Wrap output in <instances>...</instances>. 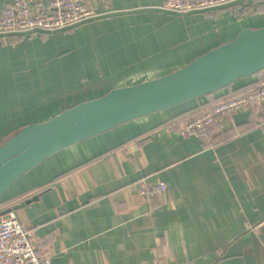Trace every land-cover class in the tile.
<instances>
[{"label": "crops", "instance_id": "obj_1", "mask_svg": "<svg viewBox=\"0 0 264 264\" xmlns=\"http://www.w3.org/2000/svg\"><path fill=\"white\" fill-rule=\"evenodd\" d=\"M85 2L97 16L73 29L0 38V143L264 25V0L186 14L164 0ZM263 80L264 71L55 153L7 191L0 213L30 200L11 213L51 264H264V110L236 112L205 137L179 135L199 109ZM157 181L164 194L138 195Z\"/></svg>", "mask_w": 264, "mask_h": 264}, {"label": "water", "instance_id": "obj_2", "mask_svg": "<svg viewBox=\"0 0 264 264\" xmlns=\"http://www.w3.org/2000/svg\"><path fill=\"white\" fill-rule=\"evenodd\" d=\"M262 71L264 25L242 27L232 40L168 74L112 88L46 121L27 124L0 143V202L21 177L55 153L128 122L216 93ZM83 92L80 89L77 93ZM29 202L6 208L0 215Z\"/></svg>", "mask_w": 264, "mask_h": 264}, {"label": "built area", "instance_id": "obj_3", "mask_svg": "<svg viewBox=\"0 0 264 264\" xmlns=\"http://www.w3.org/2000/svg\"><path fill=\"white\" fill-rule=\"evenodd\" d=\"M249 0H164V8L176 14L207 11ZM97 16L85 0H7L0 12V38L8 36L49 35L73 29ZM260 106L264 110V80L244 93L222 99L199 109L179 129L183 138L205 137L212 130L223 131L226 118L236 112ZM167 191L157 181L139 188L144 200ZM0 264H51L50 258L34 245L29 231L10 212L0 216Z\"/></svg>", "mask_w": 264, "mask_h": 264}, {"label": "rangeland", "instance_id": "obj_4", "mask_svg": "<svg viewBox=\"0 0 264 264\" xmlns=\"http://www.w3.org/2000/svg\"><path fill=\"white\" fill-rule=\"evenodd\" d=\"M255 2H256V0H255ZM245 3H246V2H245ZM261 4H263V3H258L259 6H260ZM245 8H247V7H245ZM242 10H243V12H242L243 15L246 14V13H249V11H250V9L247 8V9H246V12H245V11H244V7H242ZM246 15H247V14H246ZM239 17H240V15H239ZM4 202H7V201H4Z\"/></svg>", "mask_w": 264, "mask_h": 264}, {"label": "trees", "instance_id": "obj_5", "mask_svg": "<svg viewBox=\"0 0 264 264\" xmlns=\"http://www.w3.org/2000/svg\"><path fill=\"white\" fill-rule=\"evenodd\" d=\"M261 9V8H260ZM260 73V72H259ZM259 73H257V74H259Z\"/></svg>", "mask_w": 264, "mask_h": 264}]
</instances>
